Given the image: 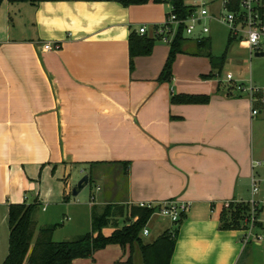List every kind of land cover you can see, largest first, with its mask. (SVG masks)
Masks as SVG:
<instances>
[{"label": "crops", "instance_id": "0c3cea01", "mask_svg": "<svg viewBox=\"0 0 264 264\" xmlns=\"http://www.w3.org/2000/svg\"><path fill=\"white\" fill-rule=\"evenodd\" d=\"M214 3L218 0L210 8ZM169 13L168 5L124 8L104 0H3L0 264L8 254L12 205L38 204L37 231L60 225L52 241L70 242L91 232L92 214L101 215L107 206L127 211L139 203L171 200L189 204L182 222L174 225L152 215L148 235H142L153 233L152 243L178 229L169 264H264V243L244 247L243 229H219L225 206L251 199L252 180L259 188L257 199L264 200V115L253 108L246 92L229 93L232 87L222 88L214 78H206L216 71L195 50L194 39L177 55L170 83L158 82L169 54V43L162 40L149 56L135 58L130 70V34L145 28L143 35L155 37ZM204 38L211 42L209 36ZM43 43L61 47L44 52ZM180 94L210 100L204 105H171L170 97ZM255 130L260 138L254 145ZM107 167L121 168L116 176L124 182H93L87 202L68 197L73 174L87 176L88 186L92 168ZM46 181L51 182L47 190ZM263 210L261 205L260 230ZM125 211L122 216L111 214L108 226L122 228L128 221ZM64 222L69 225L63 227ZM137 254V245L133 252L112 245L72 264H126L130 255L135 264Z\"/></svg>", "mask_w": 264, "mask_h": 264}, {"label": "trees", "instance_id": "16d2710c", "mask_svg": "<svg viewBox=\"0 0 264 264\" xmlns=\"http://www.w3.org/2000/svg\"><path fill=\"white\" fill-rule=\"evenodd\" d=\"M10 3H31L51 2L55 0H8ZM114 2L124 8L130 6H143L147 4L168 5L170 13L177 20L186 19L192 9L185 5L184 0H104ZM229 10L236 11V0H232ZM3 0H0V6ZM259 15L264 23V0H260ZM160 37L149 38L145 35L130 34L128 40L129 66L133 69V60L138 57H147L152 53L156 41ZM183 36V26H179L177 32L169 43V54L162 69L159 83H170L172 80V67L177 55L184 54L183 46L189 42ZM234 40L228 35L227 46ZM195 50L206 56L216 73L206 76L208 79L216 78L220 75L221 67L224 64L227 50L221 57L211 54V42L209 38L195 40ZM220 84V83H219ZM232 88L227 89L231 92ZM229 96V95H228ZM210 100L209 96L204 95H173L170 97L171 105H204ZM124 169L127 163H122ZM90 181V180H89ZM39 209L36 203L26 205H12L8 211V254L3 264H72L78 259L91 258L96 252L107 246L116 245L123 249L128 247L130 252L137 245L142 264H169L174 252L177 231H166L152 243L142 241V232L148 221L152 217L154 209L139 208L135 206L125 207L110 205L105 207L101 215L92 214L91 232L70 242H54L52 235L60 225L40 227L35 235L36 222L35 215ZM249 207L246 203H229L225 206L220 215L219 229L222 231H237L244 228L243 220L248 213ZM126 212L127 222L120 229L116 228L109 236L102 234V229L109 224L111 214L122 216ZM117 212V213H116ZM133 219H136L133 221ZM184 217L177 223L180 224ZM263 228L262 224L257 225ZM131 254V253H130ZM131 255L126 264H132Z\"/></svg>", "mask_w": 264, "mask_h": 264}, {"label": "built area", "instance_id": "2783aa9c", "mask_svg": "<svg viewBox=\"0 0 264 264\" xmlns=\"http://www.w3.org/2000/svg\"><path fill=\"white\" fill-rule=\"evenodd\" d=\"M213 0H190L186 6L192 9V13L184 20H177L171 13L168 14L166 21L156 32L155 36L160 37L165 43H170L174 38L179 26H183V36L187 39L200 40L207 36L209 29L206 21L214 20L226 26L229 35L234 39L245 42L249 56L262 53L264 49V23L259 15L260 0H236V11L229 10V6L234 2L232 0H219V12L217 16L211 15L210 6ZM171 10V8H170ZM224 14H222V12ZM145 28H140L138 34L143 35ZM57 43H43L40 48L44 52L60 50ZM237 90H245L238 86ZM253 88L250 89L249 101L253 105L256 101L253 97ZM264 103V99H261ZM257 114L252 110V115ZM259 188L254 180L251 182V199L246 203L249 207L248 213L243 220V232L241 244L245 247L249 243L263 244L264 230L258 228L259 209L264 205V200L259 201L257 195ZM93 200V199H91ZM139 208L154 209L153 215L168 220L171 224H177L182 217L188 213L189 204L175 200L166 201L160 204L139 203ZM143 236L148 235L147 228L142 232Z\"/></svg>", "mask_w": 264, "mask_h": 264}, {"label": "rangeland", "instance_id": "374dc122", "mask_svg": "<svg viewBox=\"0 0 264 264\" xmlns=\"http://www.w3.org/2000/svg\"><path fill=\"white\" fill-rule=\"evenodd\" d=\"M190 0H184L185 4H188ZM215 1V0H213ZM217 1V0H216ZM215 5L210 8V13H213L211 15L217 16L216 12L219 8V0L218 3H214ZM222 14H224L223 11H221ZM206 25L209 29V33L207 34V37L209 36L211 39V54L215 57H221L225 50L228 49L227 54L225 56L224 64L221 67V72L219 76H216L214 78L217 82H220L219 85H221L222 88H229L232 87L233 93H240L237 91L236 87L240 86L242 87L247 94L250 93V89L253 88L255 90L253 92V97L256 100L253 104V108L256 110H259L260 115H264V103L261 102L262 93L264 92V56L263 57H255L254 54L250 57L247 49V45L245 42H242L240 40L234 39L231 43L227 46V28L226 26L222 25L219 22H216L214 20H208L206 21ZM210 34V35H209ZM160 41H156L155 44H158ZM163 46L167 47L168 45L164 44ZM264 54V49L263 52ZM242 94V93H241ZM260 97L258 98V96ZM253 144L255 145L257 137L260 138L259 133L255 130L253 132ZM121 168H92L90 171L92 173V177L89 181V185L83 190L78 197L73 198L71 195L72 188L77 185V183L85 176L80 175V173H76L72 175V178L68 181V187H67V195L72 201H81L85 200L86 202L89 200V193L92 190L91 187H93V182H99L100 180L104 183L113 182V181H119L124 182V178L119 176V178L116 176V171ZM99 171H104L102 176H97ZM88 172V173H87ZM89 175V170L85 172V174ZM97 176V177H96ZM115 177V178H114ZM61 179L62 187H63V179ZM46 181L45 190H47L50 187L51 182ZM45 185V181H44ZM40 214V209L36 212V214ZM261 218H264V210L262 211ZM157 218L153 219V222H155ZM36 222V221H35ZM37 223V222H36ZM123 223H121L122 226ZM39 225V224H38ZM69 223L62 224V226H68ZM52 226V225H51ZM124 226V225H123ZM37 228L35 230V235L37 234ZM116 229V228H115ZM113 226L109 225L108 227L104 228L103 235L109 236L111 234ZM154 234L152 233L150 236L143 238L142 241L144 243H150L153 240ZM57 240V237L54 239ZM59 242V241H58ZM261 250H264V246H261ZM264 259V258H263ZM133 262L135 264H141V258L140 256L134 255Z\"/></svg>", "mask_w": 264, "mask_h": 264}, {"label": "water", "instance_id": "95a60500", "mask_svg": "<svg viewBox=\"0 0 264 264\" xmlns=\"http://www.w3.org/2000/svg\"><path fill=\"white\" fill-rule=\"evenodd\" d=\"M255 57H263V53H256ZM88 177L84 176L78 183L72 188L71 195L73 198L77 197L78 194L87 186Z\"/></svg>", "mask_w": 264, "mask_h": 264}, {"label": "bare ground", "instance_id": "6f19581e", "mask_svg": "<svg viewBox=\"0 0 264 264\" xmlns=\"http://www.w3.org/2000/svg\"><path fill=\"white\" fill-rule=\"evenodd\" d=\"M137 207H138V205H137ZM153 215V214H152ZM174 225H177V224H174ZM145 228H146V226H145ZM144 230V229H143Z\"/></svg>", "mask_w": 264, "mask_h": 264}]
</instances>
